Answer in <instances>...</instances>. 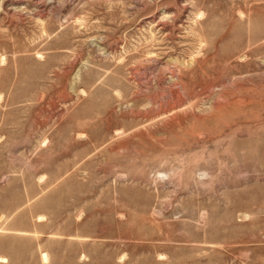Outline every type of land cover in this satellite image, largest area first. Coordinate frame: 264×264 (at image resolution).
Returning a JSON list of instances; mask_svg holds the SVG:
<instances>
[{
	"label": "rangeland",
	"instance_id": "374dc122",
	"mask_svg": "<svg viewBox=\"0 0 264 264\" xmlns=\"http://www.w3.org/2000/svg\"><path fill=\"white\" fill-rule=\"evenodd\" d=\"M0 264H264V0H0Z\"/></svg>",
	"mask_w": 264,
	"mask_h": 264
},
{
	"label": "bare ground",
	"instance_id": "6f19581e",
	"mask_svg": "<svg viewBox=\"0 0 264 264\" xmlns=\"http://www.w3.org/2000/svg\"><path fill=\"white\" fill-rule=\"evenodd\" d=\"M25 1H26V0H25ZM156 21H157V20H156ZM149 22H150V21H149ZM150 24H151V23H150ZM154 24H155V23H154ZM154 24H153V25H154ZM153 27H154V26H153ZM60 32H61V31H60ZM178 33H179V32H178ZM177 35H178V34H177ZM181 36H182V35H181ZM183 36H184V35H183ZM168 39H169V38H168ZM41 52H42V51H41ZM36 56H37V55H36Z\"/></svg>",
	"mask_w": 264,
	"mask_h": 264
}]
</instances>
